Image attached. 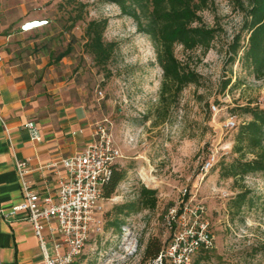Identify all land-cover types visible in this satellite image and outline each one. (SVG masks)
Listing matches in <instances>:
<instances>
[{"label":"rangeland","instance_id":"obj_1","mask_svg":"<svg viewBox=\"0 0 264 264\" xmlns=\"http://www.w3.org/2000/svg\"><path fill=\"white\" fill-rule=\"evenodd\" d=\"M25 13L34 15L28 21L49 23L28 33L17 31L16 40L32 54L46 55L51 85L61 83L82 98L94 121L109 120L123 154L118 166L126 176L105 204L103 232L88 241L73 264H149L143 260L148 242L159 239L162 248L169 243V210L189 196L205 203V219L215 234L214 247L198 252L194 264H264V173L236 179L221 176L222 166L237 156L233 148L239 125L251 119L241 108L264 107V77L258 79L238 60H228V45L243 22L238 2L215 0L201 12L204 22L221 28L220 33L206 52L176 46L178 58L201 77L180 94L165 97L163 70L152 40L137 31L134 19L117 4L0 0V21L11 24ZM100 18L109 19L105 40L117 42L105 66L97 65L85 49L86 26ZM68 48V54L58 59ZM227 79L231 83L224 88ZM231 119L236 121L233 128L227 125ZM212 154L215 164L202 179L201 168ZM143 185L157 190L155 208L120 212L138 200ZM240 192L247 195L242 207L235 199ZM123 235L136 241L128 245ZM48 249L53 253L51 244Z\"/></svg>","mask_w":264,"mask_h":264},{"label":"crops","instance_id":"obj_2","mask_svg":"<svg viewBox=\"0 0 264 264\" xmlns=\"http://www.w3.org/2000/svg\"><path fill=\"white\" fill-rule=\"evenodd\" d=\"M32 16L25 13L11 24L0 21V114L6 124L0 121V264H42V248L31 224L9 213L23 199L16 158L28 160L27 179L35 190L56 196L66 171L52 164L83 150L92 140L95 122L82 98L61 83L51 85L46 55L32 54L16 40L17 31L28 33L21 26ZM30 120L40 129V141L25 128ZM46 235V247L51 244L53 249Z\"/></svg>","mask_w":264,"mask_h":264},{"label":"trees","instance_id":"obj_3","mask_svg":"<svg viewBox=\"0 0 264 264\" xmlns=\"http://www.w3.org/2000/svg\"><path fill=\"white\" fill-rule=\"evenodd\" d=\"M117 4L121 12L132 17L137 31L147 34L152 40L156 58L163 70L162 96L178 95L190 84L198 83L200 74L176 55L177 45L185 50L211 49L221 28L204 22L201 12L210 9L215 0H102ZM243 12L241 30L228 45V60H237L247 67L258 79L264 77V0H236ZM49 23V20H47ZM108 18L91 19L85 30L86 51L92 55L97 65L105 66L113 58L117 49L116 41L105 40ZM247 32V39L243 32ZM246 39V40H245ZM71 48L60 53L58 59L65 57ZM231 79L224 82L229 86ZM251 119L239 125L234 144L237 156L222 166L221 176L225 178H244L255 172L264 173V107L248 104L241 108ZM126 171L118 164L113 166L105 184V195L112 197ZM246 193L240 192L236 199L239 207L246 202ZM157 190L143 185L138 200L123 206L126 213L139 208H155ZM121 222H117L119 228ZM162 250L159 239L150 240L145 248L144 261L152 262ZM204 256H200L203 258Z\"/></svg>","mask_w":264,"mask_h":264},{"label":"built area","instance_id":"obj_4","mask_svg":"<svg viewBox=\"0 0 264 264\" xmlns=\"http://www.w3.org/2000/svg\"><path fill=\"white\" fill-rule=\"evenodd\" d=\"M31 21L21 26L23 32L40 27L31 24L47 22ZM0 121L6 127L1 114ZM108 122V119L95 121L92 140L86 147L52 164H60L66 171L56 196L35 190L27 179L30 172L28 160L16 158L23 199L9 213L31 224L42 248V264H73L82 255L88 241L103 232L105 204L112 199L105 195V184L113 166L123 157ZM227 125L233 128L236 121L231 119ZM25 128L33 140L42 139L35 121H28ZM214 164L215 154H212L201 168L202 179ZM187 194L188 188H184L183 195L186 197ZM206 212L205 203L197 201L195 196H189L182 200L180 206L170 208L167 220L170 241L150 264H194L198 252L211 250L215 234L205 219ZM46 232L53 243V253L46 247ZM123 239L128 245L136 241L135 237L128 235H123Z\"/></svg>","mask_w":264,"mask_h":264},{"label":"bare ground","instance_id":"obj_5","mask_svg":"<svg viewBox=\"0 0 264 264\" xmlns=\"http://www.w3.org/2000/svg\"><path fill=\"white\" fill-rule=\"evenodd\" d=\"M35 21L40 22L41 20H35ZM31 22H32V21H31ZM45 24H47V22H43V23H34V24H31V26H33V27H38V26L42 27V26L45 25ZM33 27H31V28H33Z\"/></svg>","mask_w":264,"mask_h":264}]
</instances>
